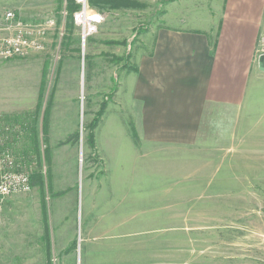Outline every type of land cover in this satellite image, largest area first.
<instances>
[{
  "label": "rangeland",
  "instance_id": "obj_1",
  "mask_svg": "<svg viewBox=\"0 0 264 264\" xmlns=\"http://www.w3.org/2000/svg\"><path fill=\"white\" fill-rule=\"evenodd\" d=\"M73 1L0 0V33L8 10L56 22L44 49L25 57L37 112L0 113L33 185L0 207V264H264V130L244 137L240 114L214 106L196 144L149 145L132 108L115 107L89 141L110 75L135 67L133 53H149L158 28L199 25L206 0H87L103 21L86 40ZM12 60H0V89ZM257 86L251 116L264 115V74ZM75 101L77 122L58 115Z\"/></svg>",
  "mask_w": 264,
  "mask_h": 264
},
{
  "label": "crops",
  "instance_id": "obj_2",
  "mask_svg": "<svg viewBox=\"0 0 264 264\" xmlns=\"http://www.w3.org/2000/svg\"><path fill=\"white\" fill-rule=\"evenodd\" d=\"M205 3L209 10L199 25L158 28L152 50L132 55L138 71L121 67L110 75L112 88L115 77L118 84L97 126L96 140L99 126L115 107L117 111L132 108L139 137L149 145L196 144L207 108L214 106L240 114L242 123L238 133L244 137L264 130V115L245 114L250 109L249 93L253 85L257 87L255 93L257 90L262 95L257 84L264 74L258 66L264 41V0H206ZM32 63L29 64V58H17L4 64L0 95L6 102H0V113L8 114L11 120L17 114L37 112L38 101L35 105L29 97L32 87H29L27 67ZM74 64L77 79V61ZM77 95L76 91L74 100ZM261 103L264 107V102ZM65 111H58V115L67 114L77 122V101ZM253 111L251 107L250 112ZM258 122L259 126L255 124ZM109 136L111 144L116 145L113 131H109ZM243 170L240 176L246 178L247 168Z\"/></svg>",
  "mask_w": 264,
  "mask_h": 264
},
{
  "label": "built area",
  "instance_id": "obj_3",
  "mask_svg": "<svg viewBox=\"0 0 264 264\" xmlns=\"http://www.w3.org/2000/svg\"><path fill=\"white\" fill-rule=\"evenodd\" d=\"M77 2L80 8L74 12L73 22L80 27L82 37L86 40L98 32L103 17L88 7L87 0ZM4 21L7 23L5 27L2 26L3 31L0 33V60L25 58L44 49L48 30L56 23L49 18L36 23L27 22L13 10L5 13ZM261 52L264 53V41ZM10 141L12 140H8L5 134L0 133V207L6 198L29 192L33 186L30 174L24 169V162L16 154Z\"/></svg>",
  "mask_w": 264,
  "mask_h": 264
},
{
  "label": "trees",
  "instance_id": "obj_4",
  "mask_svg": "<svg viewBox=\"0 0 264 264\" xmlns=\"http://www.w3.org/2000/svg\"><path fill=\"white\" fill-rule=\"evenodd\" d=\"M80 8V4H78L77 2H74L72 3L71 7H70V18L72 19V22H73V14L75 11H77L78 9ZM74 23V22H73ZM128 70H131V71H138V68L135 66H133V68H129ZM116 88H117V85L113 87V89L111 90L110 94H107L105 97V99L103 100L101 106H100V110L98 111L96 117L94 118L93 122L91 123V133H90V144L92 147L95 146V134H94V130L95 128H97L106 108H107V105H108V102L110 100V98L113 96L114 92L116 91ZM32 180V179H31Z\"/></svg>",
  "mask_w": 264,
  "mask_h": 264
},
{
  "label": "water",
  "instance_id": "obj_5",
  "mask_svg": "<svg viewBox=\"0 0 264 264\" xmlns=\"http://www.w3.org/2000/svg\"><path fill=\"white\" fill-rule=\"evenodd\" d=\"M258 66L259 69L264 72V53L260 54L258 58Z\"/></svg>",
  "mask_w": 264,
  "mask_h": 264
}]
</instances>
